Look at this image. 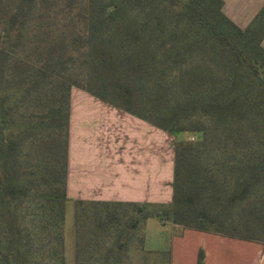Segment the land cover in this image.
I'll return each instance as SVG.
<instances>
[{
  "label": "trees",
  "instance_id": "16d2710c",
  "mask_svg": "<svg viewBox=\"0 0 264 264\" xmlns=\"http://www.w3.org/2000/svg\"><path fill=\"white\" fill-rule=\"evenodd\" d=\"M223 7L0 0V264L67 263L73 89L175 138L171 202H75V264H120L151 218L264 250V5Z\"/></svg>",
  "mask_w": 264,
  "mask_h": 264
},
{
  "label": "crops",
  "instance_id": "0c3cea01",
  "mask_svg": "<svg viewBox=\"0 0 264 264\" xmlns=\"http://www.w3.org/2000/svg\"><path fill=\"white\" fill-rule=\"evenodd\" d=\"M222 1L225 15L241 29L251 24L264 5V0ZM93 106H96V110L91 108ZM104 106V103L95 97L83 99L80 104L73 105V121L71 122L73 134L71 132L69 139L67 183L70 200L74 202H171L174 151L162 157L161 148L156 146L147 148V153L151 156L148 157V162L142 163L141 122L147 123L125 113L116 114L117 110L114 108L105 113L106 117H104L102 115L105 111ZM92 111L95 115L91 113ZM97 111L101 114L96 115ZM102 117L105 119L96 120ZM117 123H119L118 129L114 128ZM103 125L110 130L113 129L112 137L115 132L124 130L127 133L128 143L119 145L107 141L106 143L109 144H105L102 139L101 143L99 134L101 129L103 130ZM147 126L154 128L149 124ZM163 185L167 187L164 194ZM147 243L148 237L145 234L144 244L147 246ZM138 249L140 250L141 247ZM197 256L198 252L193 253L189 264H196ZM127 258L133 260L129 253ZM249 262L256 264L257 258L253 257ZM173 264H180L176 257L175 259L173 257ZM206 264H211L210 253L207 251Z\"/></svg>",
  "mask_w": 264,
  "mask_h": 264
},
{
  "label": "rangeland",
  "instance_id": "374dc122",
  "mask_svg": "<svg viewBox=\"0 0 264 264\" xmlns=\"http://www.w3.org/2000/svg\"><path fill=\"white\" fill-rule=\"evenodd\" d=\"M138 9H141V7H138ZM90 97L93 96L79 89H73L70 135L72 132L71 122L73 121V105L80 104L83 99ZM104 105L105 111L102 112V115L106 117L105 113L107 114L114 107L106 103H104ZM91 108L96 110V106ZM114 109L117 110L116 108ZM91 113L95 115L93 111ZM115 113L123 115L124 112L117 110ZM100 114V112H96V115ZM104 117L96 118V120L102 121L105 119ZM147 125L148 124H143L141 122L142 163L148 162V157L151 156L147 153V148L153 146L161 148L162 157H165L166 154H172L174 151V137ZM118 126L119 123L115 124L114 128L118 129ZM112 130L106 125H103V130L101 129L99 134V140L101 141L102 139L105 144H109L106 143L107 141H112L113 144L118 143L119 145L128 143L127 133L124 130L115 132L113 137L111 136V133H113L111 132ZM182 137L186 139L190 138L189 135H184ZM166 189L167 187L163 185V194ZM172 225L171 223L161 225L157 219L151 218L143 227L139 226L136 237H131V239L127 237L123 238V241L129 249L128 253L133 257L134 261L124 257L121 259L120 264H128L129 262L134 264H173V257L174 259L176 257L180 264H189V260H191L193 253L199 252L200 249H203L205 253L206 251L210 253L211 264H250L249 261L253 257L257 258L256 264H264V250L259 243L227 238L195 230H183L180 227L174 228ZM145 234L148 237L147 246L145 244L140 245L139 241L140 237L142 238ZM218 243L219 246H217ZM139 247H141L140 250L138 249ZM65 248L67 257L66 264H74L76 256L75 202L72 199L66 207Z\"/></svg>",
  "mask_w": 264,
  "mask_h": 264
}]
</instances>
